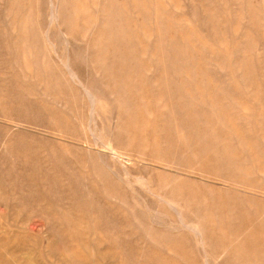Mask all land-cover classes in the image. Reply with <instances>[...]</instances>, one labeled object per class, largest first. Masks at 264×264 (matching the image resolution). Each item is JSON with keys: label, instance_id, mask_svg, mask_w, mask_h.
Wrapping results in <instances>:
<instances>
[{"label": "rangeland", "instance_id": "1", "mask_svg": "<svg viewBox=\"0 0 264 264\" xmlns=\"http://www.w3.org/2000/svg\"><path fill=\"white\" fill-rule=\"evenodd\" d=\"M3 1H4V3H3ZM8 2H9V4H8ZM93 2H94L93 0H84V5H81L80 8L76 7L75 8L76 11L73 14L75 16H78V14H79L78 12L83 11V10L85 13L89 12L92 14L95 11V6H94ZM114 2H117V0L116 1L113 0L112 5L109 6V9L111 10V11L109 10V13L111 14V16L115 19H117V17H118L119 19H122V20H124V18H127V19H129V21L137 23L136 32L138 30L137 33L139 34V36H140V38L144 44L151 43L153 45L154 44V37H152V40H149L145 36L146 31H145V28L142 27L140 21H142L143 18L146 19L147 20V23H146L147 30L148 31H150V30L154 31L155 29H154L153 25L148 21V18L151 14H152V16L156 14L157 6L160 9H163V13H162L163 15L168 17L169 14H171L168 18H170V19L173 18V19H171L172 21L173 20L179 21L180 18L184 19L185 22L187 23V26L192 28L193 31L195 32L194 35H192L186 39L185 45L183 43H181V46L184 48V49H182V51H184V52H181V51L179 52V49L176 46H170L169 40H167V38H164V40L162 41L163 46L165 48V51L169 55L170 58L176 57L177 60H180L181 62L187 61L189 68L190 69L192 68L191 76H188L185 74L186 69L184 67H179L180 73L175 75L176 72H175L174 66L171 63H169V66H166V68L164 70H163V67H159L157 64H154L153 67H151V65L148 66V62L151 63L153 61L151 53H149L146 57L136 54V59L138 57L139 59L143 60L144 63H146V61H147L146 66L151 67V70H150L151 72H149L148 67H146V68H144L145 66L140 67L135 62H134V64L130 63L129 60H130V57H132L131 53L133 52V51H131L130 48H127V46L124 45L120 49H117V46H116V43L114 40L116 37L115 35L111 39H102L99 44H95V40H96V37L98 35L95 32L90 33L91 35L89 33H86L85 28L88 26V22H85V21H84V27L79 24L73 28V31L76 29V31H74L73 33H75L77 38L79 36V38L81 40L78 38V40H75V43L73 41L71 47L68 48L67 51H64L62 46H61V48L57 49L59 52L62 50L60 52V54H64L67 57L70 56V58L72 60V62H71L72 67H74L76 71H78V70L83 71L84 72V78L91 75V74H94L95 69L98 68L99 69V70L97 69L99 71L98 76H96L95 79L100 81L102 78L104 63L109 64V63H111V61L113 62L114 68L112 71H113L114 75H112V77H111L112 79L107 81V84H108L111 92L118 93L119 89H117V88L115 89V87L116 86L118 87V85H123L125 87V89H127L130 92V95H129L130 98H127L128 96L125 95L124 99H126V98L132 99V100H134L133 102L137 104L136 114L138 115V117L141 118L140 120L142 122L143 131L145 134L144 135L145 138H144L143 142L141 143L139 141V136L141 135L140 130H139L140 128L138 129L137 124L132 123L133 121L130 120L127 112L121 111L122 113L120 114L121 120L119 122L120 123L119 129H117V130L113 129L112 130V132H111V133H113L111 136L112 140L110 139L108 142L110 143L109 145L112 144L111 146L116 150V149H118V148L120 149L122 147L125 138L128 139L129 145L126 147V151L128 154H130V156L132 155L131 158L138 165L136 167V169L133 168V175L137 174L141 178L142 181L140 182L139 180L138 181L136 180L137 182H139V184H138V183H136L135 178L131 177L130 182L135 184V185L132 184L135 189L129 188L127 190V189L120 187L122 190L119 188L118 190H116L118 192H116L115 194L120 193V195H129L131 198L135 199L136 194L134 193V191L135 190L138 191V189H140L139 186L142 183V185H144V186H145V184L147 185V187L149 186L148 189L150 191L148 193H146V197L148 200H152L153 195L150 192H152V193L153 192L162 193V191H163V193L164 192H168V193L171 192V187L168 185L169 184L168 182L175 180V178L173 177L172 173L170 172V170L173 171L172 167L168 166V165L166 167L165 164L181 160V158L180 159L178 157L175 158V156L173 155L174 150H172L174 148V146L177 145L176 143H171L172 139L177 138L175 129L170 128L169 126L166 125L164 128V133H162L160 128L158 127L159 123L161 122V114H162V112L165 111L164 108L162 109L163 103L161 104V102H158V100H157L159 97V92L161 90V86L166 84V88H168L169 86L167 87V84L168 85L170 84V89L173 91L172 94L174 96H177V97L181 96L184 99L189 100V101H186L184 104L185 109L188 112H192L194 115H196L198 117V119H197L198 122L203 126V128L208 129L210 131V136H208V138H210V140H212L213 138H216L218 132H216L215 130H211L210 127L205 126L206 120L202 119L200 116L202 113L201 107L205 106V104L203 102H201V99H200V97L202 96L201 92L206 91L207 92L206 95H207L208 93H212L213 89H215L216 90L215 94L211 95V98H215V100H216V101H214L215 105L218 103L223 104L224 105V111L227 112L228 111L227 106L229 105L228 104L229 86L227 84L226 85L224 84L225 87H223V90L218 91L219 88L216 87L215 84H211L207 79V77L210 75L214 76L215 79H217L218 78L217 72H215L214 69L209 68V66L207 67V65H206L204 67L205 71H202L201 73H199L198 67L193 65V62H191L189 60L190 48L193 45V41L198 40L200 38L204 39V37H205V30H203V29L200 31L197 30V28L194 24L195 20L191 17V14L189 13L191 10V8H190L191 3L190 2H187L184 0H172L170 2L166 1L167 2L166 3L164 0H159V2L157 0H142V1L136 0L138 10L133 5L134 0H126L127 6H126V3L125 4L124 3L118 4V2H117V4H116ZM196 2H195V5L197 4V6H199L201 4L200 0H197ZM239 2L242 3L243 8L245 9L244 14H246V26L243 24L242 20H240L241 16L235 15L236 11H237V7H238L237 4ZM34 3H35L34 0H17L14 2V5H12L13 3L11 4L10 0H0V15L2 14L0 16V20H1L0 21V32H2V33H0V46H1L0 47V59H1L0 64L2 63L0 65L1 66L0 67V77H1L0 78V86H1L0 87V122L6 121V122L0 123V125L2 124V126H0V143H1L2 139H5L6 134L9 135V140H12L11 144L8 145L9 148L7 150L12 155L11 156L8 155L7 157H9V158L6 157L3 159V162L10 167L8 169V171L10 173L8 172L9 176L3 177L2 181H0V183L2 182L0 184V191H1L0 192V264H56V263L59 264L58 258L61 260V262L63 259V263L67 261L66 259H64L66 255H65V251H64L63 247H62L63 251L60 250V248L62 246L61 245L62 241H58L59 238L58 239L56 238V234L51 229L52 226L56 223H59L60 225L62 223H64L66 217H65V214L61 213L60 210H58L56 207L52 206L51 203L50 204L48 203V202H52V198L49 197V195H50V194H48L49 189L47 188V186L45 185L44 182L47 180H50V178H48V177L46 178L45 174L47 172V174L49 175L48 169L50 168L51 165L52 166L54 165V161L56 158L55 152L57 151V149L59 152H62V153H64V149L66 150L65 151V153H66L65 157L70 160L69 167L71 168V170H73L74 173H76L75 171H77V174H79V173L81 174L84 172L83 174L86 175V172H87L86 169H88V171L90 170L89 168L85 169V166L89 162V159H88V156H87V153L85 150L86 149V147H85L86 143L84 142L85 148H84V151H82L83 150L82 147H79V146H81V144L78 141H75L74 139H72L71 142H69V143H65V142L61 141L62 136L58 135L56 132H53L54 130H52L56 123H54V120L51 119V115H53L55 113V111L58 107L57 104L54 101H51L52 99H49V97L44 98L43 95L41 94V92L39 91V88L36 86V83L32 82L31 79L28 78V76L31 75L32 73L34 75L37 73L36 68H38V67H36V66H43V69L46 68L48 73L51 71L50 68L52 67L51 58L49 57V55L51 54L49 52L51 50V47L49 50L46 47H44L43 45H41V43H40L41 38L38 37L39 33H36V32L34 33L32 31L27 30L25 28V25H24L25 24V18L28 16H31V15H34V12H33L34 10L32 7L34 5ZM123 4H124L125 9L123 8ZM210 5L212 6V10L214 11V14L212 17L215 20L217 27H218V30H220L221 33H222V31L228 32L227 37H231L232 40H237V39H239V36L243 32H246V50L248 51V57H246V85H244L243 83H240V81L234 80V82H235V83L233 82L234 90H232L233 92L234 91H240V92L242 91V95H237V99H239L238 102H235L232 105L234 108L233 109V115L236 116V118L241 117L240 119L233 120L234 125H235L234 129H236L234 131H236L237 133L235 134L233 132V135L231 136L233 138V144H231V145H233L232 152L235 154V157L232 159H233V162H240L241 163L240 165L244 168V170L247 169L246 174L245 175L242 174L245 182L247 183L246 185L249 187L252 186L254 188V190L258 191V195H260V196H253L252 197L250 195H246V197H244V196L239 197V203H240L239 208H240V210H236L234 212H231V214H229L230 215L229 218L231 221L232 217H237V218H239V221H237V222L241 223V225H243V226L246 225V227H247V226H249V224H251L252 222H254L256 220V212L260 211V210H264V105H263L264 104V102H263L264 101V63H262L260 59L258 60L259 57L264 56V52H262V50L264 48V44H263L264 43V39H263L264 38V32H263L264 31V0H215V1L210 0ZM111 6H113V8ZM150 6H152V7H150ZM184 6H186V7H184ZM15 7L22 8L21 9L22 11L20 14H18V16L9 14V10H11L12 8L14 10ZM31 7H32V9H31ZM167 9H168V11H166ZM5 10H6V13H5ZM140 10H142V11L144 10L143 12H145V15L143 17L137 16V15H139ZM30 12H33V13H30ZM200 12H202V15H203L202 7H200ZM249 12H251L253 14V18H252L253 21H250V19H249L250 18ZM24 13L26 15H24ZM202 15H201V17H202ZM175 16H176V18H174ZM20 19L22 20V23H21ZM247 20H249L250 22H247ZM5 27H6V29H5ZM140 28L142 30H140ZM163 29L167 30L166 25H164ZM82 34H84V35H82ZM8 35H10V36H8ZM11 35H13V36H11ZM88 35H90V38ZM120 35L123 36V34H120ZM6 36H8L9 38ZM8 41H9V43H8ZM10 41H12V42H10ZM20 41H21V43H19ZM23 41H24V43H23ZM212 41H213V43H212ZM1 42H3V43H1ZM10 43L14 47H11V45H9ZM6 44H8V46ZM24 44L25 45L27 44V46H25ZM204 44H205V47L207 48V51H206L207 53H204V55H203L202 53H200L197 50L194 53L195 61L197 62V64L200 65V67H201V65H204V63H207V62H205V58H208L207 54L209 52H215L217 55L221 54V55L225 56V54H226V52L224 51L225 45H223V44L221 45L220 43H218L214 39L210 40V41L207 39L206 40L204 39ZM215 44H217V45H215ZM33 45L35 46V48ZM213 45H215L214 47L217 50L213 47ZM218 45H220V46H218ZM5 46H7V47H5ZM29 46H30V48H29ZM26 47H27V49H26ZM37 50H39V51L37 52ZM25 51H27V52H25ZM58 51H57V53H58ZM47 52L50 54H48ZM136 52L140 53V49L138 48L136 50ZM175 52H179V56L178 55L175 56ZM11 53H12V55H11ZM40 53H42V54H40ZM23 54H24V57H23ZM60 54L59 55L57 54V55L60 56ZM2 56H3V58H2ZM5 56L7 58H5ZM12 56H13V58H12ZM40 56L44 57V58H41ZM21 57L24 59H22ZM15 58H17V59L15 60ZM122 58H124V59H122ZM6 59H7V61H6ZM13 59H14V61H13ZM4 60H5V62H4ZM17 61L19 62V65H18ZM92 61H95V62H92ZM6 62H7V64H6ZM11 62H13V63H11ZM41 62H42V64H41ZM15 64H16V66H15ZM26 66H28V67H26ZM90 66H92V67H90ZM7 67H8V69H7ZM126 67H128V68H126ZM88 68H90V69L88 70ZM143 69H144V72L141 71ZM29 70H30V73H29ZM5 71H7V72H5ZM91 71H93V72H91ZM17 72H19V73H17ZM6 74H9V75H6ZM182 74H183V76H182ZM180 75H181V77H180ZM203 75H205V76H203ZM10 76H12L13 78ZM178 77H180V79H178ZM141 78H143V79H141ZM144 78H146V80ZM167 79H168V83H166ZM16 80H21V81H16ZM143 80H145V81H143ZM21 82H23V83H21ZM135 82L140 83V86L136 87ZM32 83H33V85H32ZM4 84H5V86H4ZM239 84H241V85H239ZM26 88H28V89H26ZM18 89L21 91L15 92ZM29 90L32 93L31 96H30L31 93L29 94ZM260 90H262V91H260ZM26 92H27V94H26ZM261 92H262V94H261ZM8 94H9V96H8ZM33 95H35V97H32ZM153 95H154V97H153ZM163 95L166 96V93H164ZM1 96H4V97H1ZM24 97H26L27 99L25 98L26 99L25 100ZM28 98H30L31 100ZM46 98H48V99H46ZM234 98H235V96H234ZM32 99L37 100V101H35V103H33L34 101H32ZM106 99H108V98H106ZM192 99H194V100H192ZM22 100H24L25 102L24 101L22 102ZM240 100L242 102L246 103V107H248V109L251 110L250 113H252L254 115V117H252L250 119V122L247 121L248 119L246 117V125L243 123V120H242L244 113H245L244 112V105H243L244 103L242 104V102ZM250 100H253V102ZM43 101L45 103H43ZM254 102L256 104H253ZM21 103L25 105V106L23 105L24 108L20 105ZM28 104H29V106H28ZM34 104H35V106H34ZM99 104H101V105H99ZM105 104L102 101H98L97 105H96L97 106V113H96L97 114V120L100 123V124L98 123L99 129H100V126L103 124L105 125V127L108 125L107 121H110V114H112V111L115 112L116 115H117V113L119 114V112H120L118 107H117L118 106L117 103H115V102L113 103V101H111L112 105L108 106L109 109L107 108V106H105ZM33 106H34V108H32ZM27 107H29V108H27ZM37 107H39L38 109H40V111L37 109ZM14 108H15V110H14ZM43 108H44V110L42 111ZM18 109H21V110L19 111ZM25 109H27V110H25ZM34 109H36V110H34ZM46 109H47V111H46ZM50 109H52V111ZM17 110L21 113L18 114ZM22 111H24V112H22ZM27 112L29 113V115ZM23 113L25 115H22ZM33 113H35V114H33ZM236 113H238V114H236ZM247 113H249V112H247ZM37 114H39V115L37 116ZM40 114L42 116H40ZM14 115H19L20 118L18 116H14ZM33 116H34V118H33ZM2 117L4 118V120H2L3 119ZM22 117H24L22 125L25 126V124H26V127L22 126L21 127L22 129L17 130V128L15 126L16 123L14 121H15V119L16 120H18V119L22 120ZM38 117H40L43 120H41ZM44 117H47V118H44ZM9 118H11V119H9ZM216 119H217V117L215 114L213 121L217 122L218 119L217 120ZM49 120H51V122ZM69 120L72 122V124H74L73 125L74 127H71V128H73V129L75 128V129L79 130L77 128L76 121L73 118L72 113L70 114ZM226 121H228V120L226 119ZM38 122H39L40 126H38ZM171 122H174V120H172ZM35 123L37 126L35 125ZM11 125H13V126H11ZM261 125H263V126L261 127ZM5 126H7L6 127L7 129L5 128ZM32 126H34V127L32 128ZM91 127L94 128L95 126L93 124H91ZM220 128H221V130L219 133L223 134V136L226 138V140L231 138L230 137L231 132H230V129L228 128L227 124L221 125ZM26 130H27V132H26ZM84 131H85V129H84ZM96 131H97V129H96ZM19 133H21V134H19ZM40 133H41L42 137H40ZM26 134H27V136H25ZM23 135L25 137H23ZM186 135H187V132H184V133L180 132V136H182L183 138H186L187 137ZM199 135L202 137V139L205 137V134L203 133V131H201ZM37 136H39V138ZM44 136H45V139L47 136H48L47 139L48 138H51V139L45 140ZM52 136L53 137L56 136L53 138L54 141H52L53 140ZM11 137L13 139H10ZM17 137H19V138H17ZM162 137H163V139H162ZM23 138H25V139H23ZM55 139L56 140L59 139L60 141L58 140L56 142ZM164 139H167V142L164 141ZM240 139H244L246 141V143H242V141ZM26 140H28V141H26ZM20 141H22V143ZM50 141L53 143L55 142V145L53 143H50ZM73 141H75L77 143H75ZM45 142H47V143H45ZM58 142H61L62 144L58 143ZM105 142H106V140H105ZM260 143L262 145H260ZM17 145H19V146H17ZM24 145L26 147L28 145V147L25 148ZM53 145L56 147H54ZM66 145H67V147H66ZM70 145H72V146H70ZM211 145H213V144L212 143H206L204 140H200L197 144L196 156H190L192 154V151L190 149L186 148L187 144L185 142L181 143V146H182L183 150L185 151L186 156L187 155L190 156V158L188 157V158H184V159L192 161L194 163H199L204 159L203 153L206 150L208 152V157L206 158V162L212 164L213 170L216 169L218 167L217 164L224 162L223 154L225 155L227 153V147L229 146V144L227 142L225 144V146H223V147L220 146V147H215V148H212ZM52 146L56 149H53ZM63 146H65V147H63ZM130 146H131V148L132 147L133 148L131 149ZM168 146L170 147L169 149H168ZM17 147H21V148H17ZM72 147H73L72 150H74V151L70 152L71 151L70 148H72ZM74 147L75 148L77 147V148L75 149ZM256 147H258L259 149H256ZM43 148H44V150L42 151ZM95 148L97 151H100L99 154L104 157V155L106 154L105 147H103V148L95 147ZM59 149H61V150H59ZM79 149H80V151H79ZM16 150H17L18 154L16 153ZM75 150L79 151V154H77V157H76V153H78V152H76ZM46 151H49V152H46ZM2 152L3 151L1 150L0 153L2 154ZM23 152H26V153H23ZM44 152H45V154H44ZM83 152H85V154H83V157H82ZM256 152L261 154V155H259L258 158L253 157L254 153H256ZM149 153H151V154H149ZM3 154H4V152H3ZM46 154H49V155H46ZM50 154H52V155H50ZM246 154L248 157L247 159H246ZM143 155H146V156H143ZM244 155H245V158H243ZM50 156L51 157L53 156L54 158L52 159ZM21 158H23V159H21ZM82 158L83 159L85 158V161ZM50 159H52L54 161H52V160L50 161ZM73 159H76V160H73ZM105 159L106 158H104V160ZM155 159H158V161ZM165 159H167L166 162H164ZM211 159H213V160H211ZM21 160H22V162L26 161L25 162V163H27L26 166L22 164ZM82 160L87 164H85ZM108 160H110V159L107 158V160H105V161L111 162ZM32 161L34 164L32 163ZM141 161H143L146 164H142ZM41 162H43V163H41ZM44 162H46L45 163L46 166L44 165ZM81 162H83V163H81ZM15 163L17 164L16 168L13 167V164H15ZM37 163H38V165H37ZM48 163H49V165H48ZM74 163H76V164L78 163V164L76 165ZM79 163H81V164H79ZM20 164H22V165L19 166ZM83 164H84V167H82ZM114 165H116V163H114ZM144 165L148 170H146V168H144ZM37 166H38V168H37ZM18 167H19V169H18ZM24 167H26V168H24ZM44 167H46V168H44ZM80 167H81V169H84V171H82L81 169L79 170ZM20 168L21 169L23 168L25 170L27 168H28L27 170H30L31 168L34 169V170L28 171L29 173H31V171H32V174H28L26 176L25 179L27 181L24 180L25 182H23L21 180H13L12 179L13 176H11V175H13V174L15 175L17 173L19 174V172L20 173L22 172ZM166 169H168V170H166ZM42 170L43 171L45 170V171L43 172ZM220 170L224 171V169H222V168ZM130 173L132 174V172H130ZM80 174H79V177L81 179L79 177H76L77 179H75V176H72V178H70L71 184L69 187H71V189L73 187V191L78 190L79 192L83 193L84 198H85V196L87 197V190H85V185H84V190L81 188L82 187L81 183H82V179H83L81 176H83V174H81V175ZM29 176L31 177V179H29L30 178ZM191 176H193V174ZM84 178H85V176H84ZM144 178H145V181H144ZM41 179H42V181H41ZM65 179L66 178L64 177V179H63L64 185L62 184V186H61L63 189L68 188L67 183H69V182H67ZM10 180L12 181L11 185H10ZM14 181H15V184H14ZM209 181L210 182L207 181V183H211V184L206 183V185H205V183H202V182H195L196 184H194L193 187L197 191V194H199V195L202 194L201 196L196 195V199H197L196 203L198 204V208H199L197 210H199V212L202 214V215L200 214L202 219L205 221H206V219L208 220V221H206L207 226L212 227V228H214V227L217 228L218 225L216 223V216L214 214L215 213V208H214L215 206H214L212 200H213V198H218L219 196L225 195L226 192H225L224 188L219 184V181L217 179H210ZM29 182L32 183V186L36 185V187L34 186L31 188V183H29ZM72 182L74 183V185ZM154 183H155V185H154ZM16 184H18V185H16ZM4 185L5 186L7 185L6 189H5ZM8 185H10V188H8L9 187ZM65 185L67 186V188L65 187ZM95 185H97V184L95 183ZM132 185H131V187H132ZM28 186L31 188V190H30L31 192L30 191H27V192H30L31 194L22 193L21 188L25 189ZM169 187H170V189L168 190ZM11 189H12V191H11ZM18 189H19V192H18ZM2 190H4V191H2ZM123 190H125L126 193ZM140 190H143V189H140ZM44 192L46 193V196H45ZM34 194H35V196H34ZM94 194H95L94 199L97 200L99 198V200L101 202V203L100 202L99 203L103 209L108 206L107 209L105 208V211L102 208L100 209V210H103V212L105 213L104 214L105 216L107 214V216L115 217V215H116V218L118 217V222H119V224L121 223L119 226L122 227V229L120 227H117V230H118V233L120 230L119 235L124 234L123 235L124 237L121 236V238H122L121 240H123V241L120 242V241H114L112 238L110 239L109 235L107 233H99V231H97L96 232L97 234L93 235V233H94L93 225H90V224H92L90 220L88 221V219H89L88 213L89 212L87 211V208L84 209V213L77 214L78 217H80L79 222L78 221L76 222L77 224H80V225L75 224L78 229H76L74 224H73L74 226L73 225H65V226L62 225V226H60L58 224L55 225L56 229L59 227L58 229L61 230V233L63 232L62 230H65L63 232V233L66 232L65 234L67 235L65 241L68 242L67 244L70 246L71 250L74 249L73 251H77V253L76 252H74V253L76 254V257L78 256L77 258H79L82 261V264H132V263L137 264L136 263L137 258L142 259L141 256H146V258L150 259L151 261L149 264H163V263L173 264L172 261H169V260H172V258H173L174 264H185L186 261H185L184 257L181 255H178L175 253H174L175 254L174 255L173 253L168 252L167 250H165L164 248H162L161 246H159L157 244L149 243L148 245H146L148 242H146L144 239V237H145L144 232H143L141 227H139L138 225H133L130 222L131 217L129 216V210L127 209V207H123V205L121 203H119L118 201H116L115 199L113 200V199L109 198L107 196V194L103 191V189L102 190L97 189L94 192ZM30 195H32V196H30ZM212 195H214V197ZM233 197L236 198V196H233ZM33 198H35L34 201H33ZM85 199H84V204L88 203L87 200L89 201L88 197ZM127 199H130V198L128 197ZM227 199H229V198L226 197L225 201H228ZM35 201H37V202H35ZM38 201L40 202V205H39ZM235 201H237V198L235 199ZM28 202H30L31 204H29ZM22 203H23V205H22ZM46 203L51 205V206L49 207L48 205H46ZM114 203L116 205L118 204L117 205L118 207L116 205H114ZM194 203H195V201L193 202V207L197 208L194 206L195 205ZM15 206H17V207H15ZM109 206L112 208H110ZM52 207H53V209H52ZM113 207H115L116 210H115V208L113 209ZM203 207H204V210H203ZM55 208H56V211H55ZM117 209H119V210H117ZM200 209H202V210H200ZM120 210H123V212L121 213ZM44 211H46V212H44ZM86 211H87V213H86ZM111 211H112V213H111ZM115 211H118V213H116ZM201 211H203V212H201ZM54 212H55V215L53 214ZM238 212H240V213H238ZM114 213H115V215H114ZM123 213L126 215H124ZM82 214H83V216H82ZM86 214H88L87 217H85ZM111 214H113V216ZM57 215L60 217H58ZM105 216H103V214H101L100 218H103ZM208 216H209V218H208ZM83 217H84V219L87 218V219H85L86 221L83 219ZM53 218H55L58 222L55 219H54L55 220L54 221ZM123 219H124V223L126 225L128 223H130L131 227L129 226V224L126 226L122 222ZM51 221H52L53 225H52ZM82 222L86 223V224H82ZM122 223L124 224L125 227L123 226ZM82 225H83L84 229L82 227H80ZM102 226L105 227V225L103 223L101 224V227ZM232 226H237V223H235V221H233ZM232 226H230V227H229V225L226 226L224 231L222 230L221 232H219L217 230V241H218V238H220L218 241V245L223 243V239L225 240L229 236L231 229H232L231 228ZM62 227H63V229H62ZM66 227L69 230H67ZM90 227H92V229ZM104 227H102V228H104ZM73 228H74V230H73ZM77 230H80V231L78 232ZM132 230H134V231H132ZM130 231H131V233H130ZM226 231H227V233H226ZM76 232L80 236L77 235ZM125 233H127V234H125ZM251 233L254 235L253 240L255 242H258L259 244L264 245V226L263 225H261L259 223H255V225H252ZM54 234H55V236H54ZM70 234H71V236H70ZM103 234H106V236H104ZM182 234H184V233H182ZM139 235H140V237H139ZM106 237H108V238H106ZM133 237H135V238H133ZM99 238H102L101 242H102L103 246L102 247L100 246L99 247L100 251L96 250V252H100V254L93 253V251L90 250V247L95 245V243L97 244V242L99 244ZM129 238H131V239H129ZM105 239H107V240H105ZM81 240H82V242H81ZM111 240H113V241L110 244ZM140 240H144V241H140ZM76 243L78 245H76ZM85 243H87V245ZM142 243H143V245L146 243L145 246L141 245ZM70 244H72L73 247ZM81 245H82V247H81ZM88 246H90V247H88ZM145 247L146 248L148 247V249H145ZM83 248H85V249H83ZM111 248H113V250ZM124 248H126V251ZM149 249H151L152 251L154 250L153 251L154 253H152V251L149 252ZM189 249H191V251ZM189 249H187V251H186L187 253H185V254H188L187 256H190V257H195L196 260H199V257L196 255V250H194L193 248H189ZM78 250H80V251H78ZM104 250H105V253L108 252V254L106 255L105 253H103L104 255L99 256L102 254V252H104ZM127 250L131 251L132 253L127 251ZM139 251H143V252H139ZM145 251L146 252L148 251L149 254H148V252L145 254L144 253ZM78 252L79 253L81 252L80 256H79ZM121 252L123 253L124 256L122 255ZM156 252H157V255H156ZM53 253H54V255H52ZM167 253H169V254H167ZM55 254L58 258H56ZM60 254H62V255H60ZM160 256H161V258H160ZM54 257H55V259H54ZM125 259H126V262H125ZM247 260L248 259H246V261L244 260L243 263L244 264H253V262H254L255 264H264V262H260L258 260L253 261V262L250 260H248V261ZM131 261H132V263H131ZM141 264H143V262ZM186 264H188V263H186Z\"/></svg>", "mask_w": 264, "mask_h": 264}, {"label": "bare ground", "instance_id": "2", "mask_svg": "<svg viewBox=\"0 0 264 264\" xmlns=\"http://www.w3.org/2000/svg\"><path fill=\"white\" fill-rule=\"evenodd\" d=\"M15 1H17V0H10V3L11 4L13 3L12 5H14ZM34 1H35L34 5L32 4L33 10H34L33 11L34 15H31L28 17L25 16L26 18H25V24L24 25H25V28L27 30L32 31L34 33L35 32L39 33L38 37L41 38L40 39L41 45H43L44 47H46L49 50L51 47V50L49 51L51 54L48 52L47 53L50 54L49 57L51 58L52 67L50 68L51 71L48 73L46 68L43 69V66H36V67H38V68H36L37 73L35 75L32 73L31 75L28 76V78H30L32 82L36 83V86L39 88V91L41 92V94L43 95L44 98L49 97V99H52L51 101H54L58 106L55 113L53 115H51V119H53L54 123H56L54 125V127L52 126L53 127L52 130H54L53 132H56L58 135H61L62 139L61 138L60 139H61V141L65 142V143L71 142L72 139H74L75 141H78L81 144V146H79V147H82V149H83L82 151H84V148L86 147L85 150H86L89 162H88V164L85 163L84 162L85 158L84 159L82 158L84 160V161L83 160L82 161L85 164H87L85 166V169L86 168L90 169L89 171H88V169H86V171H87L86 175L83 174L84 172L81 173V174H83V176H81L83 178L82 183H81V186H82L81 188L84 190V185H85V190H87V197L89 199V201L87 200L88 203L84 204V199L87 197L85 196V198H84L83 193L79 192L78 190L73 191V187H72V189H71V187H69L71 184L70 178H72V176H75V179H77L76 177H79L80 173L77 174V171H75L76 173H74L73 170H71V168L69 167L70 160L65 157V154H66L65 151L66 150L64 149V153H62V152H59L57 149V151L55 152V154H56L55 155V157H56L55 161L52 160L54 157L50 156L52 158V159H50V161L51 160L54 161V165L53 166L51 165L52 167L50 166V168L48 169L49 175L47 174V172L45 174V177L50 178V180H47L44 182L45 185L47 186V188L49 189V191L47 190L49 192L48 194H50L49 197L52 198V202H48V203L49 204L51 203L52 206H54L58 210H60L61 213L65 214V217H66L64 223H62L61 225L59 223H56L53 225L52 221L55 218H53V220L51 219L52 220L51 223L53 225L51 229L56 234V238L57 239L59 238L58 241H62V243H61L62 246H61L60 250H62V247H63V249L65 251V255H66V256L64 255L65 256L64 259L67 260L66 262L63 263V259L61 262V260L55 254L56 258H58V263L59 264H82V261L79 258H77L78 256L76 257V254L74 253V252L77 253V251H73L74 249L71 250L70 246L67 244L68 242L65 241V239L67 237V235L65 234L66 232L63 233L65 230H62L63 232L61 233V230L58 229L59 227L56 229L55 225H57V224L60 226H62V225H64V226L65 225H73V224L74 225L75 224L80 225V224L76 223L77 221L79 222V220H80V217H78L77 214L84 213L85 208H87V211L89 212L88 213L89 214L88 221L90 220L92 223L90 225H93V230H94L93 235H96L97 234L96 232L99 231V233H107L109 235V238L110 239L112 238L114 241H120V242L123 241V240H121L122 239L121 236H123L124 234L119 235L120 230H119V233L117 230V227H120L119 225L121 224V223L119 224V222H118V217L116 218L115 213H114L115 217L107 216V214L105 216L104 215L105 213L103 212V210L105 211V208L107 209L108 206L103 209L100 205L101 202H100L99 198L97 200L94 199L95 198L94 192L97 189H101V190L103 189V191L107 194V196L109 198H111L113 200L115 199L116 201L121 203L123 205V207H127V209L129 210V216L131 217L130 222L133 225H138L139 227L142 228L144 235H145L144 239L146 242H148L147 244L145 243L146 245H148L149 243L157 244L170 253H173V254L175 253V254L181 255L184 257V259L186 261L185 264L186 263H188V264H244L243 261L244 260L246 261V259H248L252 262L257 261V260L260 262H264V245H261L258 242H255L253 240L254 235L251 233L252 225H255V223H259V224L264 226V210L257 211L256 212V220L254 222H252L251 224H249V226H247V227H246V225L243 226V225H241V223L237 222V221H239V218L232 217L231 221L229 218V216H230L229 214H231V212H234L236 210H240V208H239L240 207L239 197H241V196L246 197V195H250L252 197L253 196H260V195H258V191L254 190V188L252 186L249 187L246 185L247 183L245 182L243 175L246 174L247 169L244 170V168L240 165L241 164L240 162H233V159H232L235 157V154L232 152L233 145H231V144H233V138L231 136L233 135V132L235 134L237 133L236 131H234L236 129H234L235 125H234L233 120H237V119L241 118V117L236 118V116L233 115V109L234 108L232 105H233V103L238 102L239 99H237V95H242V91L241 92L240 91H234L233 92L232 90H234V87H233L234 80L240 81V83H243L244 85H246V57H248V51L246 50V32H243L239 36V39L232 40L231 37H227L228 32L222 31V33H221L220 30H218L217 24L212 17L214 14V11L212 10V6L210 5V0H200L201 4L200 3H199L200 5L198 4L203 9V15H202V12H200V7L197 6V4L195 5V2L197 0H184V1L191 3V7H190L191 10L189 13L191 14V17L195 20L194 24H195L197 30H199V31L202 29L205 30L204 39L205 40L207 39L209 41L214 39L215 41H217L221 45L222 44L225 45V47H224V51L226 52L225 56L221 55V54L217 55L215 52H209L207 54L208 58H205V62H207V63H204V65H201V67H200V65L197 64V62L195 61L194 53L197 50L204 55V53H207L206 52L207 48L205 47L203 38L195 40V41H193V45L190 48L189 60L191 62H193V65L198 67L199 73H201L202 71H205L204 67L206 65H207V67L209 66V68L214 69L215 72H217V75H218L217 79H215V77L212 75L208 76L207 79L211 84H215V86L219 88L218 91L223 90V87H225L224 84L225 85L227 84L229 86V90H228L229 91V95H228V104L229 105L227 104L228 105L227 106L228 111L227 112L224 111V105L221 103H218L215 105V103H214V101H216L215 98H211V95L215 94V91H216L215 89H213L212 93H208L207 95H206V93H207L206 91L201 92L202 96L200 97V99H201V102H203L205 104V106L201 107L202 113L200 116L202 119L206 120L205 126L210 127L211 130H215L216 132H218L216 138H213L212 140H210V138H208V136H210V131L208 129L203 128V126L198 122V120H197L198 117L196 115H194L192 112H188L185 109L184 104L186 101H189V100H186L181 96H178V97L174 96L172 94L173 91L170 89V84L169 85L167 84V87L169 86L168 88H166V84L161 86V90L159 92V97L157 100H158V102H161V104L163 103L162 109L164 108L165 111L162 112V114H161V122L159 123L158 127L160 128L162 133H164V128L166 125L169 126L170 128L175 129L177 138L172 139L171 143H176L177 145L174 146V148L172 150H174L173 155L175 156V158L178 157L179 159L181 158V160H178V161H175L172 163L170 162L171 164L170 163L165 164L166 167H167V165L172 167L173 171L170 170V172L172 173L173 177L175 178V180H172V181L170 180L171 182H168L169 183L168 185L171 187L170 193H168V192L163 193V191H162V193L150 192L153 195V198H152V200H148L146 197V193H148L150 191L148 189L149 186L147 187L146 184L144 186L141 183L139 188L143 189V190L138 189V191L135 190L136 192L133 190L134 193L136 194V196H135L136 198L133 199L129 195H120V193H118L119 195L115 194L116 192H118L116 190H118L120 187L127 189V190L129 188H134L133 185H135V184L130 182L131 177H134L135 181L136 180L137 181L139 180L140 182L142 181L141 178L137 174L133 175V168L136 169V167L138 165L131 158L132 155L130 156V154H128L126 151V147L129 145L128 139L125 138L122 147L120 149L118 148L116 150L111 146L112 144L109 145L110 143L108 141L111 139V136L113 134V133H111L112 130L113 129H115V130L119 129V126H120L119 122L121 120L120 114L122 113L121 111H123V112H127V114L129 115L128 117L130 118V120L133 121L132 123L137 124L138 129L140 128L139 130H140L141 135L139 136V141L141 143L143 142V140L145 138V136H144L145 134L143 131L142 122L140 120L141 118L138 117V115L136 114L137 104L133 102L134 100L127 99V98H130L129 97L130 92L127 89H125V87L123 85H118V87L117 86L115 87V89L116 88L119 89L118 93L111 92V90L107 84V81L112 79L111 77H112V75H114L113 71H112L114 68L113 67L114 64L112 61L109 64L104 63L102 78L100 81L95 79V77L98 76V72H99L98 68H97L98 70L95 69L94 74H91V75L84 78V72L83 71L78 70L79 71L78 72L75 70L74 67H72V63H71L72 60H71L70 56L67 57L64 54H60V52L62 50L59 52L57 49L61 48V46H62L64 51H67L68 48L71 47L73 41L75 43V40H78V38H79V36L77 38L75 33H73L74 31H76V29L73 31V28L79 24L84 27V21H85V22H88V26L85 28L86 33L90 34V33L95 32L98 35L96 37L95 44H99L102 39H111L115 35L116 37L114 40H115L117 49H120L124 45L127 46V48H130L131 51H133L131 53L132 57H130V60H129L130 63L134 64V62H135L140 67L145 66L144 68L148 67L149 65H151V67H153L154 64H157L159 67H163V70L166 68V66H169V63H171L174 66V69L176 72L175 75L180 73L179 67H184L186 69L185 74L188 76H191L192 68L191 69L189 68L187 61L181 62L180 60H177L176 57L170 58L169 55L165 51V48L163 46L162 41L164 40V38H167V40H169L170 46H176L179 49V52L180 51L184 52V51H182V49H184V48L181 46V43H183L185 45L186 39L188 37L194 35L195 32L193 31L192 28L187 26V23L185 22L184 19L180 18L179 21L178 20L172 21L171 19H173V18H171V19L168 18L171 14H169L168 17L163 15L162 14L163 9H160L157 6L155 15L152 16V14H151L149 16L147 14L149 16L148 21L153 25L155 32L153 30H150V31L147 30V25H146L147 20L146 19L143 18L142 21H140L142 27L145 28V31H146L145 36L149 40H152V37H154V44L153 45L151 43L144 44L142 42L139 34L137 33L138 30L136 32L137 23L131 22L127 18H124V20H122V19H119L118 17H117V19H115L111 16V14L109 13V10H110L109 6L112 5L113 0H93L94 1L93 4L95 6V11L91 14L89 12L85 13L84 10L83 11L78 10L79 11L78 16H75L73 13H75L76 7L80 8L81 5H84V0H78V1L77 0H34ZM157 1L159 2V0H157ZM164 1L170 2L172 0H164ZM117 2H118V4H122V3L125 4L126 3V6H127L126 0H117ZM117 2H114V3L117 4ZM137 2H136V0H134L133 5L138 10ZM3 3H4V1H3ZM8 4H9V2H8ZM124 4H123V8H124ZM237 6L238 7H237V11H236L235 15H240L241 16L240 20H242L243 24L246 26V14H244L245 9L243 8L242 3H240V2L237 4ZM32 7H31V9H32ZM111 7L113 8V6H111ZM150 7H152V6H150ZM184 7H186V6H184ZM21 9L22 8H20V7H15L14 10L12 8L11 10H9V14L18 16V14H20L22 11ZM143 11L140 10L139 11L140 16L139 15H137V16L143 17L145 15V12H143ZM166 11H168V9ZM33 12H30V13H33ZM5 13H6V10H5ZM24 15H26V14L24 13ZM201 15H202V17H201ZM249 15H250V18H249L250 21H253L252 20L253 14L251 12H249ZM174 18H176V16ZM250 21L247 20V22H250ZM21 23H22V20H21ZM164 25H166L167 30L163 29ZM5 29H6V27H5ZM140 30H142V29L140 28ZM0 33H2V32H0ZM120 34H123V36ZM13 35H11V36H13ZM82 35H84V34H82ZM90 35H88L89 38H90ZM8 36H10V35H8ZM8 36H6V37H8ZM10 42H12V41H10ZM1 43H3V42H1ZM8 43H9V41H8ZM19 43H21V41ZM23 43H24V41H23ZM212 43H213V41H212ZM6 45L8 46V44H6ZM9 45H11V47H14V46H12L11 43ZM215 45H217V44H215ZM215 45H213V47ZM7 46H5V47H7ZM25 46H27V44ZM218 46H220V45H218ZM29 48H30V46H29ZM34 48H35V46H34ZM138 48L140 49V53L136 52V50ZM26 49H27V47H26ZM38 51L39 50H37V52ZM57 51H58V53H57ZM25 52H27V51H25ZM179 52H175V56H177V55L179 56ZM262 52H264V48H263ZM149 53H151L153 61L151 63L148 62V66H146L147 61H146V63H144V61L139 59L138 57L136 59V54L146 57ZM40 54H42V53H40ZM57 54L58 55L60 54V56H58ZM11 55H12V53H11ZM3 56H2V58H3ZM23 57H24V54H23ZM5 58H7V57L5 56ZM12 58H13V56H12ZM17 58H15V60ZM41 58H44V57H41ZM22 59H24V58H22ZM122 59H124V58H122ZM259 59L261 60L262 63H264V56L259 57L258 60ZM6 61H7V59H6ZM13 61H14V59H13ZM4 62H5V60H4ZM92 62H95V61H92ZM11 63H13V62H11ZM6 64H7V62H6ZM41 64H42V62H41ZM18 65H19V62H18ZM15 66H16V64H15ZM26 67H28V66H26ZM90 67H92V66H90ZM151 67H148L149 72H151L150 71ZM126 68H128V67H126ZM7 69H8V67H7ZM89 69L90 68H88V70ZM141 71L144 72V69ZM5 72H7V71H5ZM91 72H93V71H91ZM17 73H19V72H17ZM29 73H30V70H29ZM6 75H9V74H6ZM182 76H183V74H182ZM203 76H205V75H203ZM10 77H12V76H10ZM180 77H181V75H180ZM180 77H178V79H180ZM141 79H143V78H141ZM144 79L146 80V78H144ZM145 80H143V81H145ZM16 81H21V80H16ZM166 81H167L166 83H168V79ZM21 83H23V82H21ZM32 85H33V83H32ZM239 85H241V84H239ZM4 86H5V84H4ZM137 86H140V83H136V87ZM26 89H28V88H26ZM18 91L20 92L21 90L18 89L15 92H18ZM260 91H262V90H260ZM30 93L31 92L29 90V94ZM164 93H166V96L163 95ZM26 94H27V92H26ZM261 94H262V92H261ZM31 95H32V93L30 94V96ZM125 95L128 96L126 99H124ZM8 96H9V94H8ZM234 96H235V98H234ZM1 97H4V96H1ZM32 97H35V95H33ZM105 97L108 99H106ZM153 97H154V95H153ZM25 98L26 97H24V99ZM28 99H30V98H28ZM46 99H48V98H46ZM192 100H194V99H192ZM253 100H250V101L253 102ZM23 101L24 100H22V102ZM32 101H34L33 103H35V101H37V100L32 99ZM98 101H102L104 104L106 103L105 106H107V108L109 105H112L111 101H113V103L114 102L117 103V105H118L117 107L120 111L119 114L117 113V115L115 112L112 111V114H110V121L111 122L107 121L108 125L105 127V125L103 124L100 126V129L98 128L99 127V125H98L99 121L97 120V114H96L97 113V106L96 105H97ZM43 103H45V102L43 101ZM242 104L244 105V112H245L242 120H243V123L246 125V117L248 119L247 121L250 122V119L252 117H254V115L252 113H250L251 110L248 109V107H246L245 102H242ZM253 104H256V103L254 102ZM20 105L23 107L24 104L21 103ZM99 105H101V104H99ZM28 106H29V104H28ZM34 106H35V104H34ZM34 106L32 108H34ZM27 108H29V107H27ZM38 108L39 107H37V109ZM21 109H18V110L20 111ZM14 110H15V108H14ZM25 110H27V109H25ZM34 110H36V109H34ZM38 110L40 111V109H38ZM43 110H44V108L42 109V111ZM50 110L52 111V109H50ZM19 111H18V114L21 113ZM46 111H47V109H46ZM22 112H24V111H22ZM247 112H249V113H247ZM71 113L73 114V118L75 119L77 128L79 130H77L75 128L74 129L71 128V127H74L73 126L74 124H72V122L69 120ZM33 114H35V113H33ZM215 114H216V117L218 119V120L216 119L217 122L213 121ZM236 114H238V113H236ZM22 115H25V114L23 113ZM28 115H29V113H28ZM38 115L39 114H37V116ZM14 116L19 117V115H14ZM40 116H42V115L40 114ZM23 118L24 117H22V120H20V119L16 120L15 119L14 122L16 123L15 126H16L17 130L22 129L21 127L24 126V125H22L23 124ZM33 118H34V116H33ZM38 118H40V117H38ZM44 118H47V117H44ZM9 119H11V118H9ZM226 119L228 121H226ZM2 120H4V118ZM41 120H43V119H41ZM172 120H174V122H171ZM49 121L51 122V120H49ZM1 122H6V121H1ZM91 124H93L95 127L92 128ZM226 124H227V126L231 132L230 133L231 138H229L228 140H226V138L223 136V134L219 133L221 130L220 126L226 125ZM35 125H36V123H35ZM0 126H2V124ZM11 126H13V125H11ZM38 126H40L39 122H38ZM262 126L263 125H261V127ZM6 127L7 126H5V128ZM24 127H26V124ZM33 127L34 126H32V128ZM84 129H85V131H84ZM96 129H97V131H96ZM201 131H203V133L205 134V137L203 139L199 135ZM26 132H27V130H26ZM180 132H182V133L187 132V135H186L187 137L183 138L182 136H180ZM19 134H21V133H19ZM25 136H27V134ZM25 136L23 135V137H25ZM37 137L39 138V136H37ZM40 137H42L41 133H40ZM47 137H46V139H47ZM54 137H56V136H54ZM54 137L52 136V139ZM17 138H19V137H17ZM10 139H13V138L11 137ZM23 139H25V138H23ZM44 139H45V136H44ZM48 139L50 140L51 138H48ZM162 139H163V137H162ZM58 140H56V142ZM105 140L107 143L105 142ZM200 140H204L206 143H212L213 144V145H211L212 148L220 147V146L223 147L228 142L229 146L227 147V153L225 155L223 154L224 162L217 164L218 169L216 168L213 170L212 164L206 162V158L208 157V152L206 150L203 153L204 159L199 163H194L192 161L184 159V158H188V157L190 158V156H196V148H197V144ZM240 140L242 141V143H246V141L244 139H240ZM22 141H20V142L22 143ZM26 141H28V140H26ZM52 141H54V139ZM75 141H73V142H75ZM164 141L167 142V139H164ZM11 142H12V140H9V135L6 134L5 139H2V141L0 143L1 144L0 149L4 152V154H3V152H2V154L0 153V181H2L3 177L9 176V173H10L8 171V169L10 167L3 162V159L6 158L8 155L9 156L12 155V154H10L9 151H7L9 148L8 145L11 144ZM84 142L86 143L85 147H84ZM183 142H185L187 144L186 148L190 149L192 151V154L190 156L189 155L186 156L185 151L183 150V148L181 146V143H183ZM45 143H47V142H45ZM50 143H53V142L50 141ZM58 143H61V142H58ZM75 143H77V142H75ZM53 144L55 145V142ZM28 145H27V147H28ZM260 145H262V144L260 143ZM17 146H19V145H17ZM70 146H72V145H70ZM24 147L27 148L25 145H24ZM54 147H56V146H54ZM54 147H53V149H56ZM63 147H65V146H63ZM66 147H67V145H66ZM95 147H101V148L105 147L106 154L104 155V157L99 154L100 151H97ZM17 148H21V147H17ZM44 148L42 149V151L44 150ZM130 148H131V146H130ZM169 148L170 147L168 146V149ZM70 149H71L70 152L74 151V150H72L73 147ZM256 149H259V148L256 147ZM59 150H61V149H59ZM75 151L78 152V153L75 152L76 157H77V154H79L80 149H79V151H77V150H75ZM46 152H49V151H46ZM16 153L18 154L17 150H16ZM23 153H26V152H23ZM44 154H45V152H44ZM83 154H85V152L82 153V157H83ZM149 154H151V153H149ZM46 155H49V154H46ZM50 155H52V154H50ZM259 155H261V154L256 152V153H254L253 157L258 158ZM143 156H146V155H143ZM7 158H9V157H7ZM104 158H106L105 160H107V158H109L110 160H108V161H111V162L105 161ZM243 158H245V155L243 156ZM247 158L248 157L246 154V159ZM21 159H23V158H21ZM158 159H155V160L158 161ZM73 160H76V159H73ZM211 160H213V159H211ZM166 161H167V159L164 160V162H166ZM21 162H22V160H21ZM25 162L26 161L22 162V164L26 166L27 163H25ZM83 162H81V163H83ZM32 163H33V161H32ZM41 163H43V162H41ZM45 163L46 162H44V165H45ZM81 163H79V164H81ZM114 163H116V165H114ZM141 163L146 164L143 161H141ZM22 164H20L19 166H21ZM74 164H76V163H74ZM37 165H38V163H37ZM48 165H49V163H48ZM16 166H17L16 163L13 164V167L16 168ZM82 167H84V164ZM24 168H26V167H24ZM37 168H38V166H37ZM44 168H46V167H44ZM144 168H146L145 165H144ZM221 168L224 169V171H221L220 170ZM18 169H19V167H18ZM22 169H21V171H22L21 173L19 172V174L17 173L15 175L14 174L11 175V176H13L12 177L13 180H21V181L25 182L24 180H26L25 179L26 176L28 174H32V171H31V173H29L28 171L34 170L32 168L31 169L29 168L30 170H27L28 168L26 170L25 169L22 170ZM80 169H81V167L79 168V170ZM81 170L84 171V169H81ZM146 170H148V169L146 168ZM166 170H168V169H166ZM130 172H132V174ZM192 174H193V176H191ZM84 176H85V178H84ZM64 177L66 178L65 180L67 182H69V183H67L68 188L65 185V187L67 189H63L61 187L63 184V181H64L63 180ZM29 179H31V177ZM210 179H217L219 181V184L224 188V190L226 192L225 195L219 196L218 198H213L214 195H212L213 196L212 202L215 206L214 207L215 208L214 214L216 216V223L218 225L217 228H215V227L212 228V227L207 226L206 221H208V220L206 219V221H205L202 219V217H201L202 214L199 212V210H197L199 208H198V204L196 203L197 202L196 201L197 200L196 195H199V194H197V191L193 187V185L196 184L195 182H202V183H205V185H206L207 181L210 182L209 181ZM11 180H10V185H11V182L13 181V180L12 181ZM41 181H42V179H41ZM137 181H136V183L139 184V182H137ZM144 181H145V178H144ZM29 183H31V182H29ZM95 183L97 185H95ZM14 184H15V181H14ZM207 184H211V183H207ZM10 185H8L9 186L8 188H10ZM16 185H18V184H16ZM73 185H74V183H73ZM131 185H132V187H131ZM154 185H155V183H154ZM6 186L4 185L5 189H6ZM34 186L36 187V185H34ZM34 186H32V183H31V188ZM170 187L168 188V190L170 189ZM31 188L29 186L25 189L21 188V192L26 193V194H31L30 193ZM2 191H4V190H2ZM11 191H12V189H11ZM27 191H30V192H27ZM123 191L125 192V190H123ZM18 192H19V189H18ZM35 194H34V196H35ZM201 195H199V196H201ZM30 196H32V195H30ZM45 196H46V193H45ZM233 196H236L237 201H235L236 198ZM128 197L130 199H127ZM226 197L229 198V199H227L228 201H225ZM34 199L35 198H33V201H34ZM194 201H195L194 206L197 208L193 207ZM35 202H37V201H35ZM28 203L31 204L30 202H28ZM115 203H114V205H116ZM49 204L46 203V205H48L50 207L51 205H49ZM22 205H23V203H22ZM39 205H40V202H39ZM15 207H17V206H15ZM56 208H55V211H56ZM101 208L103 210H100ZM110 208H112V207H110ZM114 208L115 207H113V209ZM52 209H53V207H52ZM115 210H116V208H115ZM117 210H119V209H117ZM200 210H202V209H200ZM203 210H204V207H203ZM87 211H86V213H87ZM120 211H121V213L123 212V210H120ZM44 212H46V211H44ZM115 212L118 213V211H115ZM201 212H203V211H201ZM111 213H112V211H111ZM238 213H240V212H238ZM53 214L55 215V212ZM88 214H86L85 217H87ZM101 214H103V216H105V217L100 218ZM111 215L113 216V214H111ZM124 215H126V214H124ZM82 216H83V214H82ZM58 217H60V216H58ZM208 218H209V216H208ZM83 219H84V217H83ZM85 219H87V218H85ZM233 221H235V223H237V226H232ZM122 222L124 223V219ZM102 223L105 225V227L102 226L104 228L101 227ZM82 224H86V223L82 222ZM124 224H123V226H124ZM128 224L131 227L130 223H128ZM76 225H75V227H76ZM228 225H229V227L232 226L231 232L225 240L223 239V243L218 245V241L220 238H218V241H217V230L219 232H221L222 230L224 231V229ZM63 227H62V229H63ZM80 227L83 228V225ZM74 228H73V230H74ZM90 228L92 229V227H90ZM120 228L122 229V227H120ZM66 229L69 230L67 227H66ZM76 229H78V228L76 227ZM77 231L79 232L80 230H77ZM132 231H134V230H132ZM130 233H131V231H130ZM182 233H184V234H182ZM226 233H227V231H226ZM55 234H54V236H55ZM125 234H127V233H125ZM77 235H79V234L77 233ZM103 235L106 236V234H103ZM70 236H71V234H70ZM139 237H140V235H139ZM106 238H108V237H106ZM133 238H135V237H133ZM101 239L102 238H99V244L97 242V244L95 243V245H93L92 247L88 246V247H90V250L93 251V253L100 254V252H96V250L100 251L99 247L103 246ZM129 239H131V238H129ZM105 240H107V239H105ZM113 240H111L110 244L112 243ZM140 241H144V240H140ZM81 242H82V240H81ZM85 244L87 245V243H85ZM145 244L143 245V243H142L141 245L145 246ZM70 245L72 246V244H70ZM76 245H78V244L76 243ZM81 247H82V245H81ZM189 248H193L194 250H196V255L199 257V260H196L195 257H190V256H187L188 254H185V253H187L186 251ZM83 249H85V248H83ZM111 249L113 250V248H111ZM124 249L126 251V248H124ZM145 249H148V247L147 248L145 247ZM189 250L191 251V249H189ZM78 251H80V250H78ZM127 251H129V250H127ZM151 251L152 250L149 249V252H151ZM153 251H152V253H154ZM129 252H131V251H129ZM139 252H143V251H139ZM147 252L145 251L144 253L146 254ZM149 252H148V254H149ZM80 253H79V256H80ZM103 253H105V250L99 256L104 255ZM105 254L107 255L108 252ZM167 254H169V253H167ZM52 255H54V253ZM60 255H62V254H60ZM122 255H123V253H122ZM156 255H157V252H156ZM141 257H142V259L137 258V261H136L137 264H141L142 262H143V264H149L150 263L151 260L146 258V256H141ZM160 258H161V256H160ZM54 259H55V257H54ZM169 261H172L174 264L173 258H172V260H169ZM125 262H126V259H125ZM131 263H132V261H131ZM163 264H165V263H163ZM253 264H255V263L253 262Z\"/></svg>", "mask_w": 264, "mask_h": 264}]
</instances>
